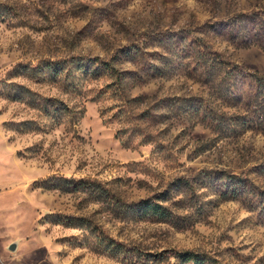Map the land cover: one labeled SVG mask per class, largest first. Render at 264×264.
<instances>
[{"label": "rangeland", "instance_id": "obj_1", "mask_svg": "<svg viewBox=\"0 0 264 264\" xmlns=\"http://www.w3.org/2000/svg\"><path fill=\"white\" fill-rule=\"evenodd\" d=\"M0 264H264V0H0Z\"/></svg>", "mask_w": 264, "mask_h": 264}, {"label": "trees", "instance_id": "obj_2", "mask_svg": "<svg viewBox=\"0 0 264 264\" xmlns=\"http://www.w3.org/2000/svg\"><path fill=\"white\" fill-rule=\"evenodd\" d=\"M11 97V96H10ZM13 100H17L18 98H17V96H16V98H15V96L14 97H11ZM146 208L148 209V210H152L156 215H160L162 212V210H158V208H157V206L156 205H152V204H149L148 206H146ZM162 209V208H161ZM183 256V258H184V260H192V261H197V259L196 258H194V257H192V255H189L188 253L187 254H184V255H182Z\"/></svg>", "mask_w": 264, "mask_h": 264}, {"label": "water", "instance_id": "obj_3", "mask_svg": "<svg viewBox=\"0 0 264 264\" xmlns=\"http://www.w3.org/2000/svg\"><path fill=\"white\" fill-rule=\"evenodd\" d=\"M9 249L11 250V251H15L16 250V244L14 243V244H11L10 246H9Z\"/></svg>", "mask_w": 264, "mask_h": 264}]
</instances>
